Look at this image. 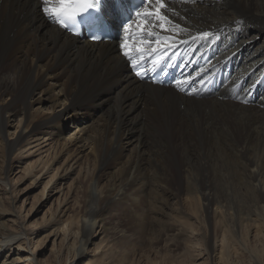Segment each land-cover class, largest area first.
<instances>
[{"label": "bare ground", "instance_id": "1", "mask_svg": "<svg viewBox=\"0 0 264 264\" xmlns=\"http://www.w3.org/2000/svg\"><path fill=\"white\" fill-rule=\"evenodd\" d=\"M168 3L178 13L169 14L171 19L187 29L177 40L190 36L199 51L214 52L204 68L232 67L216 94L193 95L139 81L120 52V42H88L66 33L44 16L40 0H0V132L12 122L15 135L0 149L6 162L0 166V188L7 182L10 154L40 127H57L56 141L64 118L76 127L75 120L99 118V128L88 131L84 125L73 139L89 150L80 231L72 233L79 244L77 257L95 226L124 216L155 218L162 231L149 237L148 249L172 252L180 244L178 232H190L169 211L172 203L184 200L195 208L191 218L224 222L220 238L215 236L220 256H229L235 246L252 264H263L244 227H256L253 237L262 243V251L264 89L254 100L249 84L264 81V0ZM204 32L210 35L201 39ZM47 92L52 100L44 108ZM95 109H101L97 116ZM52 134L45 131L39 138L45 141ZM47 165L40 172L47 173L52 164ZM59 170L52 167L46 185L60 176ZM220 176L227 180L218 183ZM234 188L255 197L253 210L237 209L235 194L229 192ZM2 206L0 196V250L11 244L22 247L28 235L6 229ZM146 206L152 212L142 217ZM113 232L115 238L127 237L124 229ZM212 237L206 238L209 246Z\"/></svg>", "mask_w": 264, "mask_h": 264}, {"label": "rangeland", "instance_id": "2", "mask_svg": "<svg viewBox=\"0 0 264 264\" xmlns=\"http://www.w3.org/2000/svg\"><path fill=\"white\" fill-rule=\"evenodd\" d=\"M236 69L237 64L235 71ZM242 78L249 83L246 76ZM249 86L252 98L257 100L259 89L262 91L264 89V81L258 80L257 83ZM44 96L46 98L43 107L49 108L52 100L50 93L47 92ZM234 100L238 101L235 96ZM93 111L94 116H97L101 109ZM102 121L95 117L83 118L75 120L78 124L76 127L69 118H64L60 140L55 141L58 134L57 127H40L35 135L38 139L33 137L27 141L25 138L21 143L22 146L27 142L29 144L24 148L22 146L16 148L10 154L7 164L8 173L4 178L7 182L0 188L2 208L5 211L4 219H6L3 225L5 224L10 233L25 232L28 240L22 247L11 244L0 250L1 261H6V264H228V262L252 264L249 256L241 250H236L235 246H231L229 256H220L218 239L225 226L224 222L213 218L199 222L191 218L195 208L184 200L180 203H172L169 211L190 232L177 231L180 244L173 248L172 252L160 249L163 252L157 254L148 249L149 237L156 236L159 230L162 231L161 224H158L155 218H140L144 223L140 224V220L135 216H124L117 218L115 222H107L105 227L95 226L86 236L82 255L77 257L79 244L73 240L72 233L77 232V229L80 231L79 216L84 208V188L87 181V174L84 171L88 167L89 150L88 148L83 150L85 147H81L80 143H74L73 139L81 134L79 129L84 125L89 131L99 128ZM11 124L12 122H8L5 130L0 132V149L4 150L5 140H13L15 137ZM75 129L76 133L72 135ZM45 131H51L53 134L44 141V138L39 137L44 136ZM213 156L221 158V156ZM45 162L48 165L52 164L47 173L44 172L45 169L40 172ZM72 162H74L72 168L68 169V165ZM3 164H6L5 158L3 163L0 154V166ZM56 166L60 169V176H55L46 185L52 167ZM79 167H82V171ZM218 179H220L218 183H221L227 180V177L220 176ZM100 182L102 184L104 179L101 178ZM9 187L11 189H8ZM231 189L229 191L232 193L231 196L235 194L234 198L237 199L234 201L237 209L247 212L254 209L255 197L251 195L247 197V193L241 192L242 195L240 190ZM145 210L143 213L145 216L142 217L150 216L152 211L147 206ZM245 216L243 215V218ZM244 228L248 230L250 244L260 249L261 261L263 260L264 264L262 243L253 237L256 227ZM113 229H124L127 237L115 238ZM209 234L213 235L210 246L209 242H206ZM22 235L23 238L25 234ZM215 236H218V239ZM163 255L166 257L165 260L162 259Z\"/></svg>", "mask_w": 264, "mask_h": 264}, {"label": "snow or ice", "instance_id": "3", "mask_svg": "<svg viewBox=\"0 0 264 264\" xmlns=\"http://www.w3.org/2000/svg\"><path fill=\"white\" fill-rule=\"evenodd\" d=\"M101 3L102 0H40L44 16L74 34L81 26L77 17L85 13L87 15L84 16L83 23L93 28L103 25L96 11ZM140 5L136 8L134 18L123 24V35L119 43L123 58L137 76H142L144 65L148 63L152 66L151 70L155 71L165 61L167 50L176 46V35L187 31L171 19V16H177L178 13L168 0H140ZM209 35L210 33L204 32L200 34V38L204 39ZM92 38L99 39L96 35ZM177 83L179 86L180 82Z\"/></svg>", "mask_w": 264, "mask_h": 264}]
</instances>
